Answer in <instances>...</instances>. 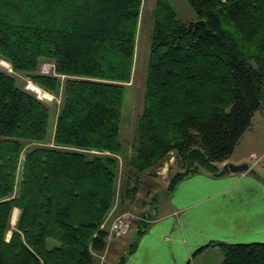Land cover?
<instances>
[{"label": "trees", "instance_id": "obj_1", "mask_svg": "<svg viewBox=\"0 0 264 264\" xmlns=\"http://www.w3.org/2000/svg\"><path fill=\"white\" fill-rule=\"evenodd\" d=\"M186 1L196 15L189 22L169 0H155L142 111L126 160L156 177L174 154L179 169L168 192L200 168L228 171L217 173L214 163L232 156L258 110L264 116V0ZM142 4L0 0V60L13 72L0 66V264H94L92 253L105 250L108 233L97 230L117 194ZM45 62L49 73L41 72ZM18 76L54 96L52 128L48 104ZM131 174L121 205L139 193ZM137 226L130 253L148 228ZM209 246L218 247L219 264H264V242H212L193 256Z\"/></svg>", "mask_w": 264, "mask_h": 264}, {"label": "crops", "instance_id": "obj_2", "mask_svg": "<svg viewBox=\"0 0 264 264\" xmlns=\"http://www.w3.org/2000/svg\"><path fill=\"white\" fill-rule=\"evenodd\" d=\"M260 128L261 135L264 127ZM252 130L251 125L243 138ZM259 134L258 140L263 138ZM231 157L221 170L229 163L246 164L248 170L233 173L228 169L220 175L199 171L161 196L155 212L146 215L152 228L136 240L133 252L122 257L124 264H196L200 257L195 259L193 254L212 242H264V178L260 173L264 152ZM207 248H213L221 261L217 247Z\"/></svg>", "mask_w": 264, "mask_h": 264}, {"label": "rangeland", "instance_id": "obj_3", "mask_svg": "<svg viewBox=\"0 0 264 264\" xmlns=\"http://www.w3.org/2000/svg\"><path fill=\"white\" fill-rule=\"evenodd\" d=\"M169 3L180 21L189 22L191 20H195L196 15L186 0H169ZM154 5L155 0H143L139 21V31L136 41L133 75L131 82L127 84L126 88L120 130V140L122 142L124 151L123 156L125 159L123 156H115L119 162L116 187L117 194L115 196L112 208L100 223L97 232L101 230L109 234V230L113 222L123 215H126L129 222L131 223L130 229L129 232L122 237L115 235L108 237L107 234L105 250L100 253H92L94 257V264H118L122 257L127 256L128 251L130 250L129 244L132 243L136 238L138 221H142L147 225L149 224V221H143L145 218L143 216L147 215L146 213L149 211L148 209L150 208V202H152L154 199H156L155 201L158 202L161 196L168 193L166 190L168 180L171 175L176 173L179 169V167L176 165L174 154L172 153L169 155V158L163 162V165L156 169V177L150 176V171L142 173L138 172L137 170L135 171L126 162L132 153V143L134 142L135 130L138 126L137 117L142 111L150 37L152 33L151 14ZM0 66L5 71L13 74L11 66L8 62L0 60ZM16 78L25 89L32 91L30 87L34 86L42 91V94L47 95L46 97H41L42 95L40 93H35V95L41 100H44L50 108L52 114L50 119V127L52 128L54 124V115L57 113V109L53 105L54 96L39 88L24 77L18 76ZM252 126V131L255 132H249V134H247V136L242 139L241 143L235 149L233 153L234 155L231 157L232 159H237L241 156L249 154L252 151H255L259 155L264 152V133L261 135L259 134V132L263 131L260 127H264V116L262 110H258L253 116ZM256 133H258L263 138L258 140L256 138L258 136H256ZM222 163L223 162L214 163L217 168V173L221 170L223 165ZM226 167L228 168V166ZM257 168L260 169V166L258 165ZM128 170L132 172L131 179L133 181L136 180L139 184V193L132 203H129L126 201V199L125 204L121 205V186ZM199 170L206 172V170L201 168ZM260 173L264 178V171H261L260 169ZM18 214V209H14L11 215V230L14 228ZM151 228L152 227L149 225L147 230L149 231ZM144 234L141 237H144ZM49 242L52 244L53 241L49 240ZM216 254L217 253H215L213 248H206L203 253L195 257V259L200 257L195 262H197L196 264H219V257L216 256Z\"/></svg>", "mask_w": 264, "mask_h": 264}, {"label": "built area", "instance_id": "obj_4", "mask_svg": "<svg viewBox=\"0 0 264 264\" xmlns=\"http://www.w3.org/2000/svg\"><path fill=\"white\" fill-rule=\"evenodd\" d=\"M52 67H53L52 64L45 63L41 67V72L42 73H49L53 69ZM130 224L131 223L129 222V220L126 217V215L121 216L120 218L115 220L113 222V224L111 225L108 237H110L112 235H115V236H118V237L125 236L129 232Z\"/></svg>", "mask_w": 264, "mask_h": 264}, {"label": "water", "instance_id": "obj_5", "mask_svg": "<svg viewBox=\"0 0 264 264\" xmlns=\"http://www.w3.org/2000/svg\"><path fill=\"white\" fill-rule=\"evenodd\" d=\"M227 166L229 171L233 173H240L248 170V166L246 164L234 165L229 163Z\"/></svg>", "mask_w": 264, "mask_h": 264}, {"label": "bare ground", "instance_id": "obj_6", "mask_svg": "<svg viewBox=\"0 0 264 264\" xmlns=\"http://www.w3.org/2000/svg\"><path fill=\"white\" fill-rule=\"evenodd\" d=\"M30 89L34 92V93H36V94H41L42 96L41 97H46L47 95L46 94H42V91H40L37 87H30Z\"/></svg>", "mask_w": 264, "mask_h": 264}]
</instances>
